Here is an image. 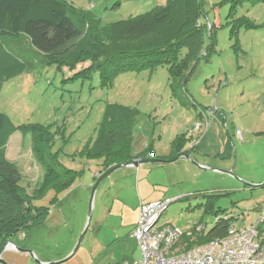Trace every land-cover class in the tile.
I'll use <instances>...</instances> for the list:
<instances>
[{"label":"rangeland","instance_id":"374dc122","mask_svg":"<svg viewBox=\"0 0 264 264\" xmlns=\"http://www.w3.org/2000/svg\"><path fill=\"white\" fill-rule=\"evenodd\" d=\"M66 1L80 10L92 11L100 17L102 25L144 13L163 3V0ZM234 1L204 0L209 26L204 45L207 49L211 43V23L215 25L216 45L199 62L186 87L180 83L179 92L187 105L173 94L166 64L124 72L111 86L101 85L98 72L72 79L82 66L72 71L41 64L36 70L4 83L0 111L17 125L49 127L54 134L49 151L59 152L58 161L62 164L82 171L72 187L59 194L57 203H51L56 195L53 190L35 200L37 206L50 207L46 222L12 240L19 248L33 251L36 264L40 263L35 258L39 261L49 258L48 262H53L68 256L86 227L95 175L102 161L73 160L71 156L95 136L108 103L138 109L137 151L153 141L157 155H169L172 141L185 134L188 146L196 143L192 157L195 162L181 157L114 171L96 191L91 223L77 253L60 264H108L111 257L119 254L116 241L108 242L115 235L112 230L121 226V211L125 207L126 217L131 219L140 201L173 200L159 225H171L185 235L202 228L209 231L218 217H231L236 228L254 224L261 218L264 213V0ZM240 17L260 26H240L237 33H232L236 24L232 18ZM199 122L203 124L201 129L197 127ZM197 135H201L198 140ZM33 141L31 135L24 137L18 131L7 146V156L21 166L23 184L28 185L29 192L44 173V164L37 161L32 151ZM45 160L48 162L49 158ZM208 168L232 171L234 175ZM259 226L262 232L256 237L257 242L264 239V222ZM69 248H72L69 254L62 256ZM5 255L11 264L24 263L19 253Z\"/></svg>","mask_w":264,"mask_h":264},{"label":"trees","instance_id":"16d2710c","mask_svg":"<svg viewBox=\"0 0 264 264\" xmlns=\"http://www.w3.org/2000/svg\"><path fill=\"white\" fill-rule=\"evenodd\" d=\"M241 2L243 0L234 1ZM232 8L235 9L236 5ZM206 16L204 0H163L162 4L144 13L102 25L95 13L80 10L66 0H0V93L5 82L36 70L39 64L57 65L60 70L67 67L72 71L82 66L71 78L88 77L98 72L102 86H111L124 72L155 69L166 64L173 94L187 105V100L179 92L180 83L186 87L199 62L207 58L216 45L215 25L211 23V43L205 48V34L209 30ZM232 20L236 22L232 33H237L240 26H260L246 17ZM183 49L186 51L180 56ZM205 116L209 122L208 115ZM139 117L137 108L108 103L95 136L92 135L71 159L101 160L96 182L113 167L136 159L164 160L182 153L193 156L196 143L188 146L185 134L172 141L168 156L157 155L153 141L137 151ZM18 131L24 137L32 136V151L37 161L44 164V173L30 192L28 185L23 184L25 177L21 166L7 156L8 143ZM53 137L49 127L17 125L0 111V252L20 233L27 235L35 226L46 222L50 207L37 206L35 200L53 190L56 195L51 203H57L59 194L70 189L82 173L58 161L59 152L49 151ZM263 216L264 213L251 224L256 226L259 235ZM243 228H236L231 217H218L207 232L202 228L199 233H180L174 250L184 252Z\"/></svg>","mask_w":264,"mask_h":264},{"label":"built area","instance_id":"2783aa9c","mask_svg":"<svg viewBox=\"0 0 264 264\" xmlns=\"http://www.w3.org/2000/svg\"><path fill=\"white\" fill-rule=\"evenodd\" d=\"M209 122H206L208 127ZM203 124H197L201 129ZM173 200L163 199L141 205L133 230L140 244V260L121 264H264V251L256 241L255 225L232 230L225 238L215 239L190 250H174L179 233L168 224L159 225L162 214ZM264 219V216L262 217Z\"/></svg>","mask_w":264,"mask_h":264},{"label":"crops","instance_id":"0c3cea01","mask_svg":"<svg viewBox=\"0 0 264 264\" xmlns=\"http://www.w3.org/2000/svg\"><path fill=\"white\" fill-rule=\"evenodd\" d=\"M165 156H168V155H165ZM166 159H173V158L168 157ZM158 163H166V162L165 161H159ZM130 167H133V166H130ZM117 199L118 198H116V200ZM142 202L143 201H140V206H141ZM140 206L136 207V209L134 210L135 215L131 219H128L126 217V214L124 212L125 207L123 208V211H121V216H122L120 218L121 226L119 228L115 227L114 230H112L115 235H114L113 239L108 242L111 244L112 242L116 241L114 244L115 245L117 244V247H119V254L116 257H111L108 264H116V263L123 262V261H128V262L132 263V262H135V261H138L141 259L142 252H141L140 244L138 242V239L133 234L134 227H135V225L138 221V218H139ZM245 226H248V225H245ZM245 226H243V227H245ZM243 227H241V228H243ZM259 243H261L263 245V248H264V239ZM24 249H26V248H24ZM71 249L72 248H69L66 251V253H64V255H62V256L65 257L67 254H69ZM5 253H12V255H14V253H19L20 255H22V260L24 263H18V264H36L34 262V260L32 259L31 254L24 252V251H18L15 249H6L2 253L1 258L4 260H7L10 264H11V261L8 259L7 255H5ZM41 260H42V262L50 261L49 258H41ZM102 261H103V259L100 262H102ZM102 263L104 264V262H102Z\"/></svg>","mask_w":264,"mask_h":264},{"label":"water","instance_id":"95a60500","mask_svg":"<svg viewBox=\"0 0 264 264\" xmlns=\"http://www.w3.org/2000/svg\"><path fill=\"white\" fill-rule=\"evenodd\" d=\"M181 157H186V158L192 159V156L190 154H188V153H182V154H180L179 156H177V157H175L173 159H165V160L159 159V158L136 159V160H134V161H132L130 163H123V164L117 165V166L113 167L112 169L108 170L107 172L103 173L98 178V180L95 182V184L93 186V189H92V192H91V197H90V207H89V214H88L87 224H86V227H85L81 237L79 238L75 248L73 249V251L68 256H66L65 258H63V259H61L59 261L42 262V261L37 260L36 258H35V260L38 263H40V264H60L62 262H65V261L69 260L71 257H73L77 253V251H78V249H79V247H80V245H81V243H82V241H83V239H84V237H85V235L87 233V230H88V228L90 226V223H91V218H92V213H93V205H94V199H95L96 191H97L100 183L105 178L110 176L114 171H116V170H118L120 168L130 167V166L139 167V166H141L143 164H146V163H154V162H159V161L170 162V161L178 160ZM192 160L195 162L194 158ZM201 167H203V166H201ZM203 168L206 169L205 167H203ZM208 169H210L212 171H216V172H222V173H227V174H230V175H234L232 171L216 169V168H208ZM6 249H15V250H18V251H24V252H27V253L31 254L32 256H34L33 251H31L29 249L19 248L18 246H16L14 244L13 241H8L7 244L5 245V247L3 248V250L0 252V263L1 264H9L8 262H6L4 259L1 258L2 253Z\"/></svg>","mask_w":264,"mask_h":264}]
</instances>
